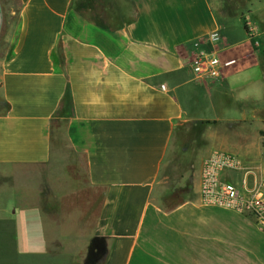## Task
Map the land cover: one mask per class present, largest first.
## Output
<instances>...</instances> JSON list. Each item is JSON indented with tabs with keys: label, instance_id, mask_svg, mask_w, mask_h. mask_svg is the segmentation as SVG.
<instances>
[{
	"label": "crops",
	"instance_id": "crops-1",
	"mask_svg": "<svg viewBox=\"0 0 264 264\" xmlns=\"http://www.w3.org/2000/svg\"><path fill=\"white\" fill-rule=\"evenodd\" d=\"M220 1L0 0V229L94 212L103 264H264V224L200 192L213 151L250 174L263 153L264 26L250 35ZM197 48L235 63L202 80ZM185 183L179 202L156 199Z\"/></svg>",
	"mask_w": 264,
	"mask_h": 264
},
{
	"label": "rangeland",
	"instance_id": "rangeland-1",
	"mask_svg": "<svg viewBox=\"0 0 264 264\" xmlns=\"http://www.w3.org/2000/svg\"><path fill=\"white\" fill-rule=\"evenodd\" d=\"M219 11L226 19L241 21L247 25L249 22L257 31L264 26V0H221ZM260 19L261 24H257ZM235 23V24H236ZM242 28V26L239 24ZM3 42V41H2ZM263 146L262 161L255 171L249 174L248 180L253 184L256 179L264 180V131H259ZM188 140V139H187ZM182 146V144H181ZM181 148V147H180ZM179 148V149H180ZM191 165H188L190 168ZM72 170V169H71ZM74 173V170L71 171ZM180 175H186L185 169H179ZM83 180H78L82 186ZM183 189H161L156 199L163 200L164 205L179 202L185 197L186 183ZM160 192V191H159ZM89 197V194L86 198ZM85 196H79L76 203H83ZM98 203L100 196L98 195ZM73 204V198L71 199ZM70 203V202H69ZM72 207V206H70ZM99 213L75 211H39L16 213L18 228L13 229L2 222L1 234L3 241L0 243V264H39L42 260L55 263L68 264H103L107 251V244L92 237L95 218ZM11 215V214H10ZM258 223L264 224L263 219L253 216ZM13 224V222H12ZM34 224L35 227L25 228L23 225ZM16 235V236H15ZM14 239V240H13Z\"/></svg>",
	"mask_w": 264,
	"mask_h": 264
},
{
	"label": "built area",
	"instance_id": "built-area-1",
	"mask_svg": "<svg viewBox=\"0 0 264 264\" xmlns=\"http://www.w3.org/2000/svg\"><path fill=\"white\" fill-rule=\"evenodd\" d=\"M248 33L255 35L256 27L249 22ZM209 41L216 43L222 40L219 31L211 33ZM235 63V60L223 62L215 53L196 49L190 67L193 74L202 79L216 81L222 78L223 68ZM166 90L167 86L162 85ZM238 175L239 181L224 179L225 174ZM250 171L241 160L223 151H213L205 160L201 174L200 192L204 203L237 210L245 215L258 219L264 216V180L256 179L249 183ZM255 220V219H254Z\"/></svg>",
	"mask_w": 264,
	"mask_h": 264
},
{
	"label": "water",
	"instance_id": "water-1",
	"mask_svg": "<svg viewBox=\"0 0 264 264\" xmlns=\"http://www.w3.org/2000/svg\"><path fill=\"white\" fill-rule=\"evenodd\" d=\"M2 25H3V13H2V8H1V4H0V35H1V31H2Z\"/></svg>",
	"mask_w": 264,
	"mask_h": 264
},
{
	"label": "trees",
	"instance_id": "trees-1",
	"mask_svg": "<svg viewBox=\"0 0 264 264\" xmlns=\"http://www.w3.org/2000/svg\"><path fill=\"white\" fill-rule=\"evenodd\" d=\"M243 26H244V29L246 30V32L248 33V26L244 22H243ZM246 216L253 219L252 215H246Z\"/></svg>",
	"mask_w": 264,
	"mask_h": 264
}]
</instances>
